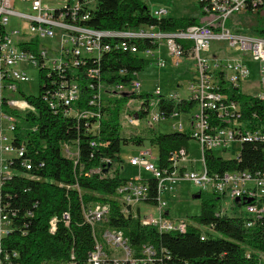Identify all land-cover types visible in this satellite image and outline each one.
<instances>
[{
  "label": "trees",
  "instance_id": "trees-1",
  "mask_svg": "<svg viewBox=\"0 0 264 264\" xmlns=\"http://www.w3.org/2000/svg\"><path fill=\"white\" fill-rule=\"evenodd\" d=\"M92 1L96 8L83 25L94 30L154 28L161 33H173L201 24L196 18H155L144 0ZM256 5L247 4L239 14L237 26L264 38V0H258ZM200 15L204 16L201 11ZM117 42L113 40L110 45ZM132 43L137 47V54L112 50L99 63L88 61L85 66L63 74H50L42 69L38 93L21 92L32 111L20 119L13 132V146L23 148L22 157L9 159L8 174L0 173V218L7 216L8 219V232L0 240V264H87L95 248L92 229L85 221V209L92 204L108 206L103 227L121 231L136 257L141 255L143 246L152 247L158 259L155 264H262L264 219L247 228L248 219L244 214L237 217L219 214L223 196L197 193L199 213L188 218L197 226L184 222L172 227L183 233L163 234L164 230L143 226L138 218L121 213L116 190L137 179L121 178V149L130 140L139 147L137 152L147 148L143 147L142 137H122L125 128L120 117L127 114L128 107L137 104L140 110L136 114L145 118L150 99L158 100V111L168 115L174 110L189 114L197 105L193 100L174 101L145 91L114 90L117 86L130 87L145 70V60L139 54L159 49L158 42L152 39H136ZM181 43L186 48L191 45ZM90 69H99V78L88 77ZM120 71L125 75H119ZM215 80L219 92L239 106L241 130L264 134V101L242 93L239 86H229L220 72L216 73ZM70 82H75L79 90L77 115L52 110L43 99L61 83ZM100 86H107L111 91L107 95L101 93ZM83 113L88 116H81ZM210 119L211 124L219 127L231 125L228 121H219L215 114ZM190 134L189 129L181 133L151 131V146L155 145L158 152L155 164L170 171L172 155L189 150L193 141ZM71 145L75 153L66 152ZM204 162L207 169L220 174L263 172L264 143L243 142L237 159H223L218 151L216 154L205 151ZM146 182L149 183L146 202L155 205L157 184L149 178ZM200 226L211 227L220 237L203 231ZM201 236L205 239L201 240Z\"/></svg>",
  "mask_w": 264,
  "mask_h": 264
},
{
  "label": "built area",
  "instance_id": "built-area-1",
  "mask_svg": "<svg viewBox=\"0 0 264 264\" xmlns=\"http://www.w3.org/2000/svg\"><path fill=\"white\" fill-rule=\"evenodd\" d=\"M257 1L198 0L201 12L208 22L206 25L191 26L185 31L161 33L154 28L125 31L87 28L83 24L96 8L92 0H0V153L13 155L12 158L23 155V148L17 149L13 146L14 128L22 118L19 113H14L18 111L26 115L32 111L21 97V92L24 93L21 90L22 85L31 83L29 68L37 71L38 78L42 69L50 74H63L65 71L85 66L88 61L99 63L102 56L112 50L137 54V47L132 43L136 39L160 40L165 43L167 53L176 61L194 62L196 76L187 87L186 97L164 94L159 88L150 94L174 101L193 100L197 105L189 114H180L174 110L168 115L165 111H158V100L150 99L145 118H139L136 114L140 110L138 106L133 115H124L125 122L122 127L137 130L142 124L144 127L153 128L169 120L184 121L173 124L171 128L173 132L179 133L190 130V135L199 148V165L198 168L194 167V161L189 159L190 150H180L171 157L170 171L160 169L150 151L141 149L130 159L129 164L147 173V178L155 180L157 204L146 202L149 197V183L146 178L138 177L116 190L121 213L126 217L138 218L140 224L156 230L157 214L166 211L168 203L165 199L170 197L174 186L179 182H190L198 192L223 196V201L232 203V208L240 204L236 203L237 198L250 199L251 202L243 206L242 212L248 219L246 227L252 228L258 222L261 223L264 219V171L254 174L247 171H229L220 174L207 169L204 162L205 151L225 153L231 149L232 144L238 143L237 153L232 158L237 159L243 142L264 143V134L259 131L241 130L242 125L238 122L239 106L219 92L215 80L216 73L220 72L229 86L238 87L251 75L252 68L248 63L254 64L260 79L259 90L252 96L264 101V38L231 35L225 30L227 19L234 14L243 13L249 2L254 7L257 6ZM50 7H57V14H50ZM166 14L165 9H157L153 13L157 18ZM11 19L25 24L26 28L21 32L8 30ZM113 40L118 41L114 46L110 45ZM212 41H228L229 46L235 48L239 56L224 62L217 56L207 55ZM46 42H52L49 50L44 45ZM181 42H190L191 45L186 48ZM145 54L152 53L147 51ZM158 66L164 68L165 63L159 62ZM119 75H125L124 71H120ZM87 76L91 79L99 78V69L88 70ZM137 80L128 88L117 86L114 90L139 92L141 84ZM101 88L102 86L99 92ZM11 95L13 99H10ZM43 99L52 110L61 109L65 115H77L75 105L79 100V90L75 82L61 83L57 90L44 95ZM11 108L15 110H10ZM213 114L219 121H228L231 125L219 127L211 124L210 118ZM81 116L86 117L88 114L83 113ZM130 134L137 135L135 132ZM26 167L29 170L27 164ZM7 174L8 172L5 175ZM143 206L154 207L156 214L141 216ZM108 210V206L98 204H92L85 209V221L90 225L95 240V248L89 254L87 264H155L158 259L152 247L143 246L141 255L136 257L121 231L103 227L107 222ZM219 214L227 215L221 209ZM180 219L192 223L186 217ZM7 223V216L0 218V240L8 232ZM99 224L103 244L99 241L96 230ZM163 224V234L183 233L169 227L167 221H163ZM199 228L212 233L209 226ZM200 239L204 240L205 236Z\"/></svg>",
  "mask_w": 264,
  "mask_h": 264
},
{
  "label": "rangeland",
  "instance_id": "rangeland-1",
  "mask_svg": "<svg viewBox=\"0 0 264 264\" xmlns=\"http://www.w3.org/2000/svg\"><path fill=\"white\" fill-rule=\"evenodd\" d=\"M145 3L149 7L150 10L154 11L157 9H165L167 14L161 18H196L199 21L201 20L200 26L206 25L207 19L204 16L200 15V7L198 4V0H145ZM241 14V13H239ZM239 14L232 15L229 19L225 21V30H228L231 35H246L252 37H259L255 34L247 31L241 30L237 24H239ZM157 18V17H155ZM26 28V25L19 22L18 20L11 19L8 30H18L23 31ZM217 32V31H215ZM261 38V37H260ZM155 40V39H154ZM159 44V49L154 54H144V58L146 60V68L145 71L141 73L139 76L141 85V91L147 90V92L151 93L155 89L159 88L162 93H167L169 88L171 91L169 93L180 94L179 97H186L184 95L187 93V87L192 82V79L196 76V67L195 63L192 61H176L172 56L167 53V48L165 43H161L160 40H155ZM161 43V44H160ZM45 47L49 50L52 47V42H46ZM207 55L217 56L221 58L224 62L226 60L234 59L239 56V53L235 48L229 46L228 41H212L209 47V53ZM159 62H164L165 67L161 68L158 66ZM254 65V64H253ZM255 66V65H254ZM29 76L31 78V84H24L22 88L29 95H36L38 93L39 88V78L36 70L33 68H29ZM259 75L257 74L256 67L252 69L251 76L248 79H245L240 83V91L247 95H254L259 90ZM142 82V83H141ZM175 82L179 84L178 89H176ZM7 84L6 82H3ZM174 86V87H173ZM143 89V90H142ZM111 91L107 86H102L101 93H106ZM5 93H7L5 91ZM10 99H13V95L9 96ZM137 107V104H132L127 108L126 113L128 115H133L134 109ZM10 110H15L11 108ZM20 114L22 117L25 113L15 112L14 115ZM18 114V115H19ZM120 119L122 122H125L124 116ZM185 120V119H184ZM184 121L180 120H169L165 122H161L155 125L152 129L148 127H144L143 124L137 130H133L130 128L122 129V137L123 138H131L134 137V134H130V132H135L140 138L144 139L143 147H146L150 153L152 154V158L154 160H158V152L156 146H151L150 136L151 131H155L158 133H171L174 130L171 126L175 123H179ZM123 124V123H122ZM129 132V134H126ZM5 133V132H4ZM130 135V136H128ZM70 147L68 152L75 153V149L73 145ZM238 143H234L231 145V149L226 151L225 153H220L223 159H232L234 155L237 153ZM139 147L133 145L132 141H128L125 146L121 149V156L128 157L130 160L132 157L136 156L139 152L137 150ZM190 155L189 159L194 161V167L199 165L200 155L199 148L195 141H191L190 143ZM216 154V151H214ZM13 155L0 153V173L5 175L8 172L5 167H7L9 159L12 158ZM76 157V156H72ZM130 165V164H129ZM97 172V171H96ZM120 176L122 179H135L138 176H144L143 178H147V174L142 173L137 168H129L128 166H124L123 169L120 170ZM198 190L195 188L190 182H179L174 186L173 192L169 198H166L168 207L166 211H164V217L159 216L157 214V219L162 223L163 221H167L172 224H182L185 221L180 219V217L186 216L189 218L190 216L197 215L199 213V200L194 199V195L197 194ZM196 196V195H195ZM232 203L228 200H224L220 204V209L225 212L228 216L237 217L240 216L244 211V207L240 205H236V207L232 208ZM156 214L155 208L151 206H143L141 209V216L146 214ZM7 229V228H6ZM97 234L99 235V241L103 244L104 241L101 239V225H97ZM204 231V229H203ZM214 237H220V235L216 232H212ZM262 264L264 263V255L260 257Z\"/></svg>",
  "mask_w": 264,
  "mask_h": 264
},
{
  "label": "crops",
  "instance_id": "crops-1",
  "mask_svg": "<svg viewBox=\"0 0 264 264\" xmlns=\"http://www.w3.org/2000/svg\"><path fill=\"white\" fill-rule=\"evenodd\" d=\"M95 6H96V4H95ZM164 9V8H163ZM151 14L153 15V11L151 10ZM154 16V15H153ZM155 17V16H154ZM158 50H156V51H153V52H151L152 54H154L155 52H157ZM144 54L145 53H141V54H139V56L141 57V58H143L144 60H145V58H144ZM146 60H145V68H146ZM251 65V67H252V69L253 68H255V66L253 65V64H250ZM145 71V70H144ZM252 73V72H251ZM141 75V73H139L138 75H137V79L138 80H140V78H139V76ZM251 76V75H250ZM194 79V78H193ZM192 79V80H193ZM141 81V80H140ZM142 83V82H141ZM31 84V83H30ZM142 85V84H141ZM175 85H176V89H178V87H179V84L177 83V82H175ZM174 87V86H173ZM142 88V87H141ZM172 89V88H171ZM171 89L169 88V90L167 91L166 90V92L167 93H164V94H169V92L171 91ZM21 90L24 92V93H26L27 95H29L23 88H21ZM143 90V89H142ZM143 91H145V92H147V90H143ZM152 93V92H151ZM173 94H175V93H173ZM175 95H177L178 97L179 96H181L180 94H175ZM184 95H187V93H185ZM252 96V95H251ZM153 146H155V145H153ZM190 148V147H189ZM121 157V160H122V165H121V169H123V167L124 166H130L129 165V160H128V157L127 156H125V157H122V156H120ZM129 168H132V167H129ZM197 193H199V192H197ZM241 205V204H240ZM242 206H244V205H242ZM234 207H236V205L234 206ZM161 214L162 213H159V216H161ZM242 214H244V213H242ZM245 215V214H244ZM164 216H166V215H164V213L162 214V217H164ZM184 217H186V216H184ZM264 264V263H263Z\"/></svg>",
  "mask_w": 264,
  "mask_h": 264
},
{
  "label": "bare ground",
  "instance_id": "bare-ground-1",
  "mask_svg": "<svg viewBox=\"0 0 264 264\" xmlns=\"http://www.w3.org/2000/svg\"><path fill=\"white\" fill-rule=\"evenodd\" d=\"M50 14H57V7H50ZM156 227H158L160 231L161 230H164V232H165V225L160 220H158V219L156 221ZM169 227H174V224L169 223Z\"/></svg>",
  "mask_w": 264,
  "mask_h": 264
},
{
  "label": "water",
  "instance_id": "water-1",
  "mask_svg": "<svg viewBox=\"0 0 264 264\" xmlns=\"http://www.w3.org/2000/svg\"><path fill=\"white\" fill-rule=\"evenodd\" d=\"M194 199H195V200H199V199H200V195L197 194L196 196H194ZM235 201H236V203H240L241 205H245V204L251 202L250 199H246V200H245V199H238V198H237Z\"/></svg>",
  "mask_w": 264,
  "mask_h": 264
}]
</instances>
